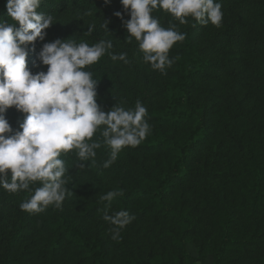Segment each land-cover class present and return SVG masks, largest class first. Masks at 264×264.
I'll use <instances>...</instances> for the list:
<instances>
[{"label":"trees","instance_id":"trees-1","mask_svg":"<svg viewBox=\"0 0 264 264\" xmlns=\"http://www.w3.org/2000/svg\"><path fill=\"white\" fill-rule=\"evenodd\" d=\"M217 2L224 14L219 27L191 17L180 24L163 9L153 11L162 27L175 24L186 34L170 50L177 59L162 74L144 63L135 38L127 41L114 15L130 19L121 0H42L39 11L52 14L55 24L44 41L29 45V69L47 71L38 60L44 43L111 40L112 51L127 53L130 63L105 54L86 69L99 82L97 103L108 112L106 106L127 109L141 101L151 133L138 146L124 148L108 169L102 167L107 147L97 150L94 165L79 161L75 150L62 153L69 194L60 208L22 211L19 205L32 193L1 188L7 200L0 214V264H264V0ZM6 4L0 0V19H9ZM8 111L15 132L25 114ZM190 180L211 181L215 192L192 190L191 205L179 209L171 194ZM116 189L123 195L110 203L100 200ZM105 210L136 217L119 240L111 238ZM160 220L161 225L152 222ZM146 224L161 233L160 245H143ZM192 238L198 257L186 250Z\"/></svg>","mask_w":264,"mask_h":264},{"label":"clouds","instance_id":"clouds-1","mask_svg":"<svg viewBox=\"0 0 264 264\" xmlns=\"http://www.w3.org/2000/svg\"><path fill=\"white\" fill-rule=\"evenodd\" d=\"M42 0H7L8 20L0 19V188L18 193H32L19 206L22 211L42 213L49 206L60 208L69 194L66 187L68 168L62 153L75 154L79 161L95 164L97 150L110 149L102 167L108 169L126 147H136L151 133L147 108L137 100L134 108L116 104L105 112L97 103L99 82L86 70L105 54L112 61L130 63L127 53L112 51L111 40L94 44L57 39L44 43L38 60L47 71L33 73L27 64L29 45L44 41L54 22L50 13L39 11ZM110 4L111 0H105ZM130 15L124 20L114 13L126 28L130 43L135 38L143 61L153 70L166 74L175 59L169 52L186 34L175 24L164 28L153 11L163 9L180 24L191 17L197 22L219 27L223 20L222 4L217 0H121ZM94 26H89L91 33ZM108 31V22L102 25ZM33 47V51H34ZM25 114L19 130L13 131L6 118L8 109ZM99 133L101 139H93ZM78 167L83 168L81 163ZM9 171L11 178L9 180ZM39 182L40 186L32 185ZM123 190L108 191L100 200L111 202ZM113 240L136 217L126 210L109 215L103 212Z\"/></svg>","mask_w":264,"mask_h":264},{"label":"rangeland","instance_id":"rangeland-1","mask_svg":"<svg viewBox=\"0 0 264 264\" xmlns=\"http://www.w3.org/2000/svg\"><path fill=\"white\" fill-rule=\"evenodd\" d=\"M213 98H210V101H212ZM114 106H106V109H112ZM12 113L16 112L17 110L15 108H10ZM11 111H8L9 115ZM200 163V162H199ZM199 163H194L195 166L199 165ZM216 186L213 184V182L209 181L207 182H199L197 180H190L186 183L179 184L175 189L173 190V193L171 194V202L172 204L176 205L182 209L184 207H189L191 205V202L194 200V196L191 193L192 190H195L199 193H213L215 192ZM7 200V195L1 190L0 188V214H2L4 210V205ZM202 219H205V217L201 216ZM156 225H161L162 220L160 221H152ZM153 226V225H152ZM150 226L149 224H146L143 229H141V236L143 237V245H160V238L161 233L156 230L154 231L155 227ZM206 228V222L201 226V229ZM186 250L187 252L194 257H198L200 255V248L199 244L195 240V238H192L189 240L186 244ZM207 264H211V259L207 260Z\"/></svg>","mask_w":264,"mask_h":264}]
</instances>
